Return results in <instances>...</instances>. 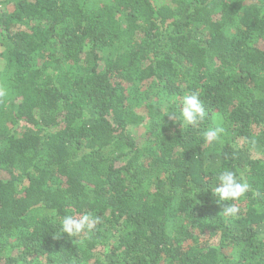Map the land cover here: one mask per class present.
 Listing matches in <instances>:
<instances>
[{"label":"trees","instance_id":"1","mask_svg":"<svg viewBox=\"0 0 264 264\" xmlns=\"http://www.w3.org/2000/svg\"><path fill=\"white\" fill-rule=\"evenodd\" d=\"M0 60V264H264V0H0Z\"/></svg>","mask_w":264,"mask_h":264},{"label":"clouds","instance_id":"2","mask_svg":"<svg viewBox=\"0 0 264 264\" xmlns=\"http://www.w3.org/2000/svg\"><path fill=\"white\" fill-rule=\"evenodd\" d=\"M5 95V91L0 89V97ZM206 115L199 94L192 93L183 98L181 115L177 117L175 114H169V117L172 118L174 116L176 121L182 119L187 125H196L204 121ZM221 131L222 129L219 128L207 131L205 133L206 140L209 142L218 140ZM216 180L217 186L211 190V193L216 198V203L218 204L228 201H238L250 188V185L242 177H237L233 171L228 169L220 172ZM238 211L239 209L234 203H227V206L223 208V213L227 216L235 217ZM98 222L99 218H93L90 214L80 216L69 214L65 215L62 219L61 231L67 234L68 237H76L85 231L94 230Z\"/></svg>","mask_w":264,"mask_h":264},{"label":"rangeland","instance_id":"3","mask_svg":"<svg viewBox=\"0 0 264 264\" xmlns=\"http://www.w3.org/2000/svg\"><path fill=\"white\" fill-rule=\"evenodd\" d=\"M2 65H3V63H2V61L0 60V68L2 67ZM137 132H138V134L142 133V129H141V127H139V128L137 129Z\"/></svg>","mask_w":264,"mask_h":264}]
</instances>
